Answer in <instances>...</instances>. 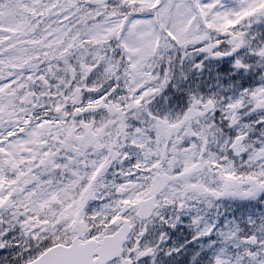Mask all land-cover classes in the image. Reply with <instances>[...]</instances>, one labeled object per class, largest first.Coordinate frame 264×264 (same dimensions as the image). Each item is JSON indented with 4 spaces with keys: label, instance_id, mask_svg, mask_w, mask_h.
<instances>
[{
    "label": "snow or ice",
    "instance_id": "6c2138e0",
    "mask_svg": "<svg viewBox=\"0 0 264 264\" xmlns=\"http://www.w3.org/2000/svg\"><path fill=\"white\" fill-rule=\"evenodd\" d=\"M0 264H264V0H0Z\"/></svg>",
    "mask_w": 264,
    "mask_h": 264
}]
</instances>
